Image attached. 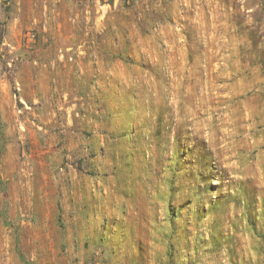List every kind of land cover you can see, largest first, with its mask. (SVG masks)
Returning a JSON list of instances; mask_svg holds the SVG:
<instances>
[{"label":"rangeland","instance_id":"1","mask_svg":"<svg viewBox=\"0 0 264 264\" xmlns=\"http://www.w3.org/2000/svg\"><path fill=\"white\" fill-rule=\"evenodd\" d=\"M0 264H264V0H0Z\"/></svg>","mask_w":264,"mask_h":264}]
</instances>
